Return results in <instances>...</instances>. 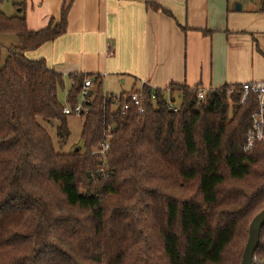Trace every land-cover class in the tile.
I'll return each instance as SVG.
<instances>
[{"label":"trees","instance_id":"obj_1","mask_svg":"<svg viewBox=\"0 0 264 264\" xmlns=\"http://www.w3.org/2000/svg\"><path fill=\"white\" fill-rule=\"evenodd\" d=\"M66 17L63 6L58 22L29 30L24 7L0 11V34L18 41L3 59L0 48V264H240L264 207V140L244 150L257 94L241 103L240 84H225L197 100L198 86H144L143 111L121 112L127 92L72 73L68 104L85 78L94 88L80 115L83 149L59 152L39 118L57 120L67 140L64 79L26 52L63 34ZM254 258L264 264V224Z\"/></svg>","mask_w":264,"mask_h":264},{"label":"crops","instance_id":"obj_2","mask_svg":"<svg viewBox=\"0 0 264 264\" xmlns=\"http://www.w3.org/2000/svg\"><path fill=\"white\" fill-rule=\"evenodd\" d=\"M21 6L29 30L58 22L67 8L65 32L26 56L43 59L69 86L72 73L99 75L112 95L264 82L261 0H0L11 15Z\"/></svg>","mask_w":264,"mask_h":264},{"label":"built area","instance_id":"obj_3","mask_svg":"<svg viewBox=\"0 0 264 264\" xmlns=\"http://www.w3.org/2000/svg\"><path fill=\"white\" fill-rule=\"evenodd\" d=\"M92 86V81L90 77L85 78L81 86L80 92L76 103L71 106L65 99L62 111L64 114H76L81 115L87 111L88 104L91 102L90 90ZM241 90L243 91L241 97V103L246 99L248 93L252 92L257 94L258 105L253 111L250 117V127L246 133V141L244 144V150H249L253 145L264 140V82H244L240 84ZM142 89L129 92L125 97L121 105V112H124L132 103L137 106L138 111H143L142 106ZM205 89H197V100H202L205 95ZM152 97H154L152 95ZM126 99V100H125ZM169 107L176 110V106L172 101H169ZM107 138H110L108 135ZM108 147V142L103 141L99 144V147L92 149V154H102Z\"/></svg>","mask_w":264,"mask_h":264},{"label":"rangeland","instance_id":"obj_4","mask_svg":"<svg viewBox=\"0 0 264 264\" xmlns=\"http://www.w3.org/2000/svg\"><path fill=\"white\" fill-rule=\"evenodd\" d=\"M10 13L11 12H8V10H7V12L5 14L11 15ZM16 13H17V10L15 11V14ZM11 45H18V41H17L16 37L14 35H11V34H0V48H1V58L2 59L6 55V48H8ZM68 88H69V85H67L65 83L64 87L58 91V98L62 104L65 103V95H66V91ZM231 90H232V87H231L230 91ZM111 91L116 96L120 94V92L117 90V88H114ZM174 99L175 100H174L173 104L177 105L179 100H180V93L179 92L174 93ZM240 102H241V100H240ZM114 107H116V104H113V108ZM228 112L230 115L231 114V108L229 109ZM39 122L43 125V127H45V129L47 130V132L51 136L54 148L57 151L66 153V152H70V151H73V150L78 149V148L83 149L82 141H81V137H80L81 126L83 123V117L82 116L76 115V114L67 115V126H68V130H69V135H68L67 140L64 142L58 138L57 133H56L57 132L56 131L57 126L59 125V122L57 120H53V121L48 122V121H45V120L39 118ZM94 148H96V147H94ZM94 148H92V149H94ZM243 242H244V240H242L240 242V245H242Z\"/></svg>","mask_w":264,"mask_h":264},{"label":"water","instance_id":"obj_5","mask_svg":"<svg viewBox=\"0 0 264 264\" xmlns=\"http://www.w3.org/2000/svg\"><path fill=\"white\" fill-rule=\"evenodd\" d=\"M235 9L241 8L240 3H235ZM99 174V172H97ZM88 176L90 173H87ZM264 224V207L254 215L248 227V237L244 246L240 264H255L254 252L259 244L261 227Z\"/></svg>","mask_w":264,"mask_h":264}]
</instances>
